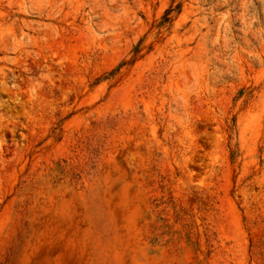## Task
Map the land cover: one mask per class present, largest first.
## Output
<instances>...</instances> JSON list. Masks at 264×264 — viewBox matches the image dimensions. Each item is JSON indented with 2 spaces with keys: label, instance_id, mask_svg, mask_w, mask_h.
Instances as JSON below:
<instances>
[{
  "label": "rangeland",
  "instance_id": "374dc122",
  "mask_svg": "<svg viewBox=\"0 0 264 264\" xmlns=\"http://www.w3.org/2000/svg\"><path fill=\"white\" fill-rule=\"evenodd\" d=\"M0 264H264V0H0Z\"/></svg>",
  "mask_w": 264,
  "mask_h": 264
}]
</instances>
